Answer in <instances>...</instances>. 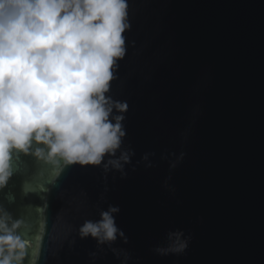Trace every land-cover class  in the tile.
I'll return each instance as SVG.
<instances>
[{
	"label": "water",
	"instance_id": "obj_1",
	"mask_svg": "<svg viewBox=\"0 0 264 264\" xmlns=\"http://www.w3.org/2000/svg\"><path fill=\"white\" fill-rule=\"evenodd\" d=\"M128 2L107 95L127 103L130 162L51 178L14 156L0 204L28 221L25 264H264V0ZM109 206L126 242L81 238ZM175 231L187 248L160 254Z\"/></svg>",
	"mask_w": 264,
	"mask_h": 264
},
{
	"label": "clouds",
	"instance_id": "obj_2",
	"mask_svg": "<svg viewBox=\"0 0 264 264\" xmlns=\"http://www.w3.org/2000/svg\"><path fill=\"white\" fill-rule=\"evenodd\" d=\"M130 29L128 0H0V190L20 155L47 166L51 178L73 164L123 172L132 155L122 148L128 106L107 93ZM118 212L100 210L79 236L126 242ZM28 228L0 204V264H25L30 242L21 230ZM183 237L170 232L157 251L182 253Z\"/></svg>",
	"mask_w": 264,
	"mask_h": 264
}]
</instances>
